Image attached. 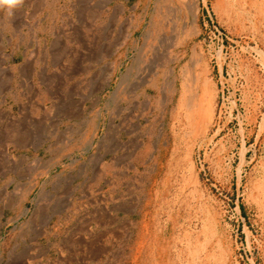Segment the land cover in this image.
<instances>
[{
	"label": "rangeland",
	"instance_id": "obj_1",
	"mask_svg": "<svg viewBox=\"0 0 264 264\" xmlns=\"http://www.w3.org/2000/svg\"><path fill=\"white\" fill-rule=\"evenodd\" d=\"M0 60V264H264V0H24Z\"/></svg>",
	"mask_w": 264,
	"mask_h": 264
},
{
	"label": "bare ground",
	"instance_id": "obj_2",
	"mask_svg": "<svg viewBox=\"0 0 264 264\" xmlns=\"http://www.w3.org/2000/svg\"><path fill=\"white\" fill-rule=\"evenodd\" d=\"M47 1L48 0H39V5L41 6H44V4L45 3H47ZM100 7V6H99ZM98 8V7H97ZM20 11V10H19ZM99 13H98V15L99 16H101V13H102V8L100 7V10L98 11ZM18 25V24H17ZM47 56V55H46ZM165 60V59H164ZM174 60H176V58H170L169 56H168V58H167V61L169 62V61H174ZM1 61V60H0ZM161 65H163L162 67H165L166 66V61H164ZM2 68V67H1ZM171 74H173V71H169L168 72V77L169 76H171ZM183 80H184V82L187 84V86H188V88L189 87H191V83H190V80H189V78H188V74L187 73H185L184 75H183V78H182ZM173 82V81H172ZM172 82H170V83H167L168 84V87L169 88H171L172 86H173V84H172ZM194 90V89H193ZM209 105V104H208ZM209 119H210V113H209V109L208 108H205V109H203V111H202V119H201V124H202V126H206L207 124H208V121H209ZM207 128V127H206ZM4 147V146H3ZM6 151H7V149H6ZM8 154V153H7ZM8 156V155H7ZM20 164V163H19Z\"/></svg>",
	"mask_w": 264,
	"mask_h": 264
},
{
	"label": "clouds",
	"instance_id": "obj_3",
	"mask_svg": "<svg viewBox=\"0 0 264 264\" xmlns=\"http://www.w3.org/2000/svg\"><path fill=\"white\" fill-rule=\"evenodd\" d=\"M23 3L24 0H0V9H6L8 15H12Z\"/></svg>",
	"mask_w": 264,
	"mask_h": 264
}]
</instances>
